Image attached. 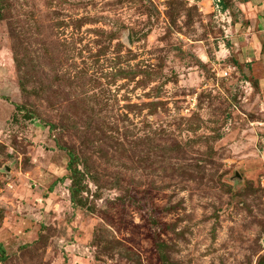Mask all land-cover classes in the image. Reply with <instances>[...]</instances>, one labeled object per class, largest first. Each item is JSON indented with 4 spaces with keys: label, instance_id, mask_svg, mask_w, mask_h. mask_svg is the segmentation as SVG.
<instances>
[{
    "label": "rangeland",
    "instance_id": "374dc122",
    "mask_svg": "<svg viewBox=\"0 0 264 264\" xmlns=\"http://www.w3.org/2000/svg\"><path fill=\"white\" fill-rule=\"evenodd\" d=\"M217 1L0 0V264H264V0Z\"/></svg>",
    "mask_w": 264,
    "mask_h": 264
},
{
    "label": "trees",
    "instance_id": "16d2710c",
    "mask_svg": "<svg viewBox=\"0 0 264 264\" xmlns=\"http://www.w3.org/2000/svg\"><path fill=\"white\" fill-rule=\"evenodd\" d=\"M226 8V6H225ZM224 8V9H225ZM3 17V12H2V9L0 8V19ZM70 155V164L68 166V171L71 172L73 175L76 174L77 170L74 168V160H75V157L72 153L69 154ZM74 180V176L72 178V181ZM74 183V181H73ZM58 184V182H55L51 187H50V192H52L55 188V186ZM70 193H71V200L73 203H75L76 201V196H77V193H78V190H77V187L73 186L71 189H70ZM6 250L4 248V246L2 244H0V260L1 261H4L6 259Z\"/></svg>",
    "mask_w": 264,
    "mask_h": 264
},
{
    "label": "built area",
    "instance_id": "2783aa9c",
    "mask_svg": "<svg viewBox=\"0 0 264 264\" xmlns=\"http://www.w3.org/2000/svg\"><path fill=\"white\" fill-rule=\"evenodd\" d=\"M217 2H218V6H217L218 8H217V9H218V11H221V8L219 7V6H221V5H220L221 0H218Z\"/></svg>",
    "mask_w": 264,
    "mask_h": 264
}]
</instances>
